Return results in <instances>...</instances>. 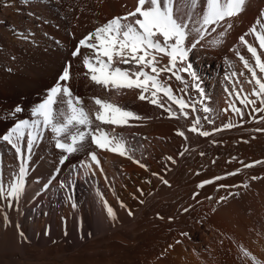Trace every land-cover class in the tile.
<instances>
[{"label":"bare ground","instance_id":"1","mask_svg":"<svg viewBox=\"0 0 264 264\" xmlns=\"http://www.w3.org/2000/svg\"><path fill=\"white\" fill-rule=\"evenodd\" d=\"M185 3L175 0V9ZM137 4L138 0H0V135L19 120L38 119L32 109L67 65L71 79L61 83L80 98L85 110L95 109L94 98H100L143 117L117 126L101 124L93 115L92 128L99 126L122 138L126 156L99 149L90 138L78 152L67 154L55 147L50 128L41 130L27 159L23 195L18 201L0 200V264H253L244 251L264 264V131H258L264 129V112L252 110L261 107L259 102L245 107L225 91H235L236 83V89L243 87L242 95H248L254 87L247 83L251 74L231 49L238 47L250 57L239 37L253 26L259 30L255 22L264 0H247L239 16L209 27L210 34L194 48L190 45L196 34L188 36L185 63L192 65L197 79L180 73L189 83L184 92L175 77L166 82L196 111L185 109L188 118L178 119L151 104L150 92L145 93L149 99L141 101V89L108 90L93 82L82 62L90 50L81 48V55H72L79 40L113 17L134 11ZM205 9L206 0H199L197 9H186L190 29L199 27L196 21ZM228 23L232 27L221 37ZM245 39L264 51L253 35ZM158 59L168 62L167 56ZM113 67L131 65L116 62ZM169 75L163 73L160 79ZM158 97L179 116L176 104L163 93ZM230 103L243 115L229 108ZM17 105L23 111L10 115ZM202 106L212 111L204 113ZM54 108L64 111L66 106L57 103ZM196 117L199 130L210 133L207 137L189 130ZM229 122L234 125L230 129L225 127ZM181 131L184 136L177 134ZM27 139L26 133L25 143ZM93 151L99 165L90 159ZM65 155L68 159L61 162ZM19 163L15 150L0 141L5 182L18 172ZM104 201L115 219L108 216Z\"/></svg>","mask_w":264,"mask_h":264},{"label":"snow or ice","instance_id":"2","mask_svg":"<svg viewBox=\"0 0 264 264\" xmlns=\"http://www.w3.org/2000/svg\"><path fill=\"white\" fill-rule=\"evenodd\" d=\"M246 2L247 0H225L223 3L222 0H206V9L196 21L199 27L190 29L185 22L186 18H191L188 16L186 9H197L199 0H186V3L180 6L178 10L175 9V0H138L134 11H130L123 16L113 17L107 23L98 26L94 32L79 40L78 46L72 55H81V48L90 50L91 54L84 55L82 62L90 73V79L97 85H102L108 90L112 88L141 89L138 97L141 101L149 99L145 93L150 92L149 102L151 104L163 108L172 118L178 119L180 116L188 118L189 112L185 109L195 112V105L188 103L183 97L175 95L172 87L166 82L175 77L177 81L184 85V88L180 89L184 92L189 87V83L180 73L190 75L193 80L197 79L192 65L185 63L188 57V47L185 46V41L194 32L196 39L190 45L194 48L206 35L210 34L208 32L209 27L212 25L219 27L226 18L239 16L245 10ZM146 4L148 7H145ZM255 23L259 26V30L256 26H253L245 35H253L258 41L259 49L264 50V10L260 12V16ZM231 27L232 24L228 23L225 32L219 35L222 37ZM212 31H216V28L213 27ZM245 35L239 37V42L240 45L246 48L247 53H250V57L245 58L238 47L232 48L231 51L236 53L243 67L251 74L250 78H247V83L254 85V87L248 95H242L244 89L243 87L236 89V83L233 84L235 91H229L227 88L225 91L230 96L234 94L245 107L256 105L259 102L261 107H253L252 110L264 112V60L261 58L264 51L258 52L257 47L245 39ZM160 38H162V42ZM220 42V40L212 41L213 44ZM158 55L167 56L168 62L162 64L158 59ZM104 57L107 58L106 61L103 59ZM251 61H254V64ZM116 62L131 65V67L129 69L113 67ZM178 64H182L183 67H178ZM70 67L71 65H67L64 68L62 74L58 77V82L48 90L44 100L32 109L31 115L37 117V120H19L6 133L0 135V141L10 145L20 159L18 172L14 173L7 182L3 180L2 173H0V200L18 201L23 195L25 178L28 173L27 159L30 158L33 144L40 139L42 129L50 128L51 132L55 134V147L67 154L78 152L80 148L85 146V140L90 138V143L95 144L99 149L112 151L121 156L127 155L125 142L122 138L104 131L99 126L93 129V122L95 120L101 124L123 126L129 118L143 119V117H139L131 111L122 109L100 98H94V105L97 106L95 109L85 110L81 106L82 101L80 98L73 96L66 83H61L71 79ZM148 69H150V72ZM257 69L260 75H257ZM163 73H170L166 80L160 79ZM240 75H243V73H240ZM231 76L235 77L236 73H232ZM237 83L240 82L237 81ZM193 86L201 96L204 95L198 84ZM159 93H163L169 101L178 106L179 116L177 112L172 111L171 105L165 106L160 103ZM250 96L255 97V99H250ZM57 97H59V101ZM57 103L65 105V110L60 111L54 108ZM229 108L236 114L243 115L241 109L235 107L234 104L230 103ZM227 110L224 109L223 111ZM22 111V107L17 105L11 110L10 115ZM202 111L209 113L212 109L208 106H202ZM199 125L200 117H196L189 130L198 133L200 136L207 137L210 135L208 131L199 130ZM233 126L231 122L225 125L229 129ZM258 131H264V129H258ZM26 133L28 139L25 143ZM177 134L184 136L182 131ZM61 137H63L64 142L60 139ZM25 148L27 154L23 150ZM89 156L92 161L99 165L100 161L94 151L90 152ZM128 158L131 159L130 156ZM67 159L68 156L65 155L61 158V162ZM135 162L139 164V161ZM88 167L90 168V165ZM140 167L146 168L143 164H140ZM248 167H252V165H248ZM235 174L231 173L230 175ZM217 179H220V177H217ZM162 182L168 185L167 180H162ZM212 182L206 181L205 183ZM198 187H203V184L198 185ZM104 203L108 216L115 219L113 209L107 206L106 201ZM122 207L126 206L122 204ZM128 215H133L131 210L128 211ZM5 219L7 220V216H5ZM21 236H23V233H21ZM243 255L249 257L253 264H260L257 258L250 253L244 251Z\"/></svg>","mask_w":264,"mask_h":264},{"label":"rangeland","instance_id":"3","mask_svg":"<svg viewBox=\"0 0 264 264\" xmlns=\"http://www.w3.org/2000/svg\"><path fill=\"white\" fill-rule=\"evenodd\" d=\"M28 189V188H27Z\"/></svg>","mask_w":264,"mask_h":264}]
</instances>
